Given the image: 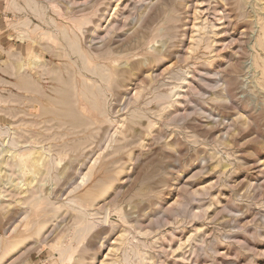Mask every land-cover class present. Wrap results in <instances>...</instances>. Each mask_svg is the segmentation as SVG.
Instances as JSON below:
<instances>
[{"label": "rangeland", "instance_id": "1", "mask_svg": "<svg viewBox=\"0 0 264 264\" xmlns=\"http://www.w3.org/2000/svg\"><path fill=\"white\" fill-rule=\"evenodd\" d=\"M29 4L0 0V264H264V0Z\"/></svg>", "mask_w": 264, "mask_h": 264}, {"label": "bare ground", "instance_id": "2", "mask_svg": "<svg viewBox=\"0 0 264 264\" xmlns=\"http://www.w3.org/2000/svg\"><path fill=\"white\" fill-rule=\"evenodd\" d=\"M28 2L30 3V4H35V0H28ZM244 2V1H243ZM245 3V2H244ZM29 4V5H30ZM15 6V5H14ZM247 7V6H246ZM34 8H36L35 6H34ZM217 10V9H216ZM37 12V11H36ZM39 13V12H38ZM210 15V14H209ZM74 49V48H73ZM74 51V50H73ZM79 52V51H78ZM101 71V70H100ZM101 73V72H100ZM103 78L105 77V76H102ZM68 92V91H67ZM69 93V92H68ZM67 93V94H68ZM100 94H101V91H100ZM74 96V95H73ZM74 101V100H73ZM75 103V102H74ZM73 104V103H72ZM71 105V104H70ZM69 106V105H68ZM73 110V109H72ZM73 112V111H72ZM74 114H75V112H74ZM74 116V115H73ZM74 126V125H73ZM36 152H38V151H36ZM38 156H40L39 155V153H38ZM43 157V156H42ZM42 157H40V158H42ZM36 161V160H35ZM38 162H39V160H38ZM21 182V181H20ZM34 192V191H33ZM32 194H34V193H32ZM81 201H83V199L81 200ZM71 203H73L74 204V202H71ZM86 203H90L91 204V202H89V200L87 199V202H85V204ZM77 204V203H76ZM84 204V205H85ZM88 204H86L87 206H88ZM89 204V205H90ZM78 205V208H79V212H80V214L81 215H84L86 212H87V209H86V207H84V205H81V206H79V204H77ZM79 212H78V214H79ZM79 214V215H80ZM122 214V213H121ZM122 216V215H121ZM84 217H85V215H84ZM81 218V217H80ZM82 218H83V216H82ZM121 219H123L124 218V216H122V217H120ZM86 219H87V217H86ZM80 221H81V219H80ZM89 221V220H88ZM124 221V220H123ZM84 228V227H83ZM16 243L15 244H8V245H5L4 246V248L2 249V251H1V255H0V260H2L5 256H7L11 251H13L15 248H16ZM213 250V249H212Z\"/></svg>", "mask_w": 264, "mask_h": 264}]
</instances>
